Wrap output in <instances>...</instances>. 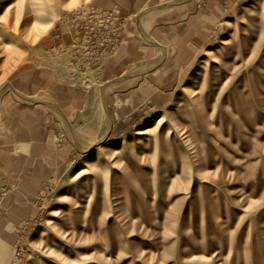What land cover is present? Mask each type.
Wrapping results in <instances>:
<instances>
[{
    "label": "rangeland",
    "instance_id": "1",
    "mask_svg": "<svg viewBox=\"0 0 264 264\" xmlns=\"http://www.w3.org/2000/svg\"><path fill=\"white\" fill-rule=\"evenodd\" d=\"M0 264H264V0H0Z\"/></svg>",
    "mask_w": 264,
    "mask_h": 264
},
{
    "label": "bare ground",
    "instance_id": "2",
    "mask_svg": "<svg viewBox=\"0 0 264 264\" xmlns=\"http://www.w3.org/2000/svg\"><path fill=\"white\" fill-rule=\"evenodd\" d=\"M174 4H177L178 3V1H175V2H173ZM171 6H167V7H162V8H156L154 11H148V12H146L144 15L142 14L141 16H139V17H137V24H138V26L139 27H141V24H143L144 22H143V20H145V16H147V15H150V14H152V15H154L155 13H159L160 11H162V10H165V9H167V8H170ZM152 12V13H151ZM139 31H140V29H139ZM139 34H140V36L142 37V38H144V39H146L147 40V38H145V36H144V34H143V32L142 31H140L139 32ZM159 55H158V57L155 59V60H153L152 62H150V63H148V64H146V65H143V66H140V67H138L137 69H135L134 71H132V72H130V73H127V74H125L124 76H127V75H138L139 73H144V72H147V71H149V70H152L153 68H156L157 66V64H158V62H160V59H161V54H162V51H163V49L162 48H159ZM157 56V55H156ZM30 99V98H29ZM35 100V99H34ZM109 128H106V129H104V131H103V134L104 135H107V133L109 132ZM97 142V140L96 139H94L89 145H87L85 148H83L85 151H87L89 148H91L95 143ZM41 246V245H40ZM51 250V249H50ZM221 255V254H220Z\"/></svg>",
    "mask_w": 264,
    "mask_h": 264
},
{
    "label": "crops",
    "instance_id": "3",
    "mask_svg": "<svg viewBox=\"0 0 264 264\" xmlns=\"http://www.w3.org/2000/svg\"><path fill=\"white\" fill-rule=\"evenodd\" d=\"M166 68H167V71L163 72ZM176 70H177V67L171 64V60H168L166 62L163 61L156 68H153L152 70H149L147 72L142 73L140 77H143L144 79L154 77V79H157L158 81H161V82L164 81V82H166V84L171 85V84H174V81H172V83L170 82V80L172 79V73L176 72ZM160 72L162 74H158ZM155 75H157V76H155ZM159 75H160V77H158ZM148 81L149 82H147V80H146V83H148V86H151L154 89L159 88L158 83H151L150 80H148ZM164 86H167V85H164Z\"/></svg>",
    "mask_w": 264,
    "mask_h": 264
}]
</instances>
